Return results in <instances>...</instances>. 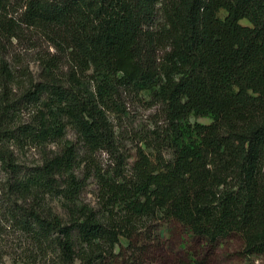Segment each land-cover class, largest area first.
Returning <instances> with one entry per match:
<instances>
[{
    "label": "trees",
    "instance_id": "obj_1",
    "mask_svg": "<svg viewBox=\"0 0 264 264\" xmlns=\"http://www.w3.org/2000/svg\"><path fill=\"white\" fill-rule=\"evenodd\" d=\"M142 94L160 120L128 149L116 120ZM0 168L30 264L264 263V0H0Z\"/></svg>",
    "mask_w": 264,
    "mask_h": 264
},
{
    "label": "rangeland",
    "instance_id": "obj_2",
    "mask_svg": "<svg viewBox=\"0 0 264 264\" xmlns=\"http://www.w3.org/2000/svg\"><path fill=\"white\" fill-rule=\"evenodd\" d=\"M221 17H225V13L221 14ZM244 26H249L248 21H243ZM30 53H25L24 49L14 47L10 52V60L22 57L25 63H30L31 71L36 74L38 73L37 65ZM122 112L119 114V120H116V125L122 129L125 136H123L122 142L127 144V148L134 149L138 141L135 138L143 133L150 132L155 128L156 123L160 120L158 114V107L154 105V102L146 95L136 97L135 95L124 96L122 101ZM115 116V115H114ZM116 117V116H115ZM192 123L209 125L211 119L195 117L190 118ZM124 135V134H123ZM65 142L76 143L82 147V143L79 144V140L73 131L67 133ZM135 141V143H133ZM60 146V145H58ZM56 145H49L42 151L32 150L23 158V163L27 168L38 166L42 163L45 155H53L59 151ZM105 166L109 160L106 155H102L100 159ZM7 180V175L4 174L0 168V202L5 200L3 193V183ZM83 201L86 204L95 206L97 203V186L94 180L90 181L83 197ZM52 203V207L58 213H63V208L57 200H49ZM9 217V216H8ZM7 217H0V264H30L28 255L32 251L31 248L26 247L21 238V234L17 231V228L6 219ZM10 219V217H9ZM165 235L163 238V248L161 255L166 257V260L176 258L178 255L183 254V244L186 240V233L182 227L175 224L169 226H163ZM53 258V257H50ZM49 264L44 258L39 257L37 264ZM211 264H241L237 259L232 256L222 257L221 259H214ZM255 264H264L262 261H256Z\"/></svg>",
    "mask_w": 264,
    "mask_h": 264
}]
</instances>
